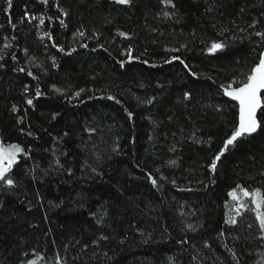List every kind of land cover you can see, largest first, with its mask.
<instances>
[{"label":"trees","instance_id":"1","mask_svg":"<svg viewBox=\"0 0 264 264\" xmlns=\"http://www.w3.org/2000/svg\"><path fill=\"white\" fill-rule=\"evenodd\" d=\"M257 32L264 0H0V142L23 149L0 181V264H264L228 195L264 193V125L209 167Z\"/></svg>","mask_w":264,"mask_h":264},{"label":"snow or ice","instance_id":"2","mask_svg":"<svg viewBox=\"0 0 264 264\" xmlns=\"http://www.w3.org/2000/svg\"><path fill=\"white\" fill-rule=\"evenodd\" d=\"M45 4L48 3V0H43ZM119 4H127L129 0H116ZM163 3L170 4L171 0H162ZM6 3L11 6L12 0H6ZM8 9L6 8L5 11ZM63 11V10H61ZM66 15V13H64ZM164 15H168L165 13ZM34 19V18H33ZM41 23H43V18H41ZM63 24V21H61ZM14 27V25H13ZM45 35H49L45 33ZM75 35L83 36V32H78ZM121 36H124L125 33H120ZM257 36L264 38V33H256ZM8 44H5V47H8ZM224 44L220 42H213L208 48L209 52H216L217 50L223 49ZM63 51V48L60 49ZM131 59V56L129 57ZM174 60H180V57H173ZM167 62V61H166ZM181 63H184L182 60ZM123 63V62H122ZM187 67V65H185ZM31 74V73H29ZM193 75H195L193 73ZM224 91V95L231 97L233 100L238 101L239 103V121L235 129L231 132L230 136L225 139L223 147L212 159L209 167L215 171L217 167V162L220 160L223 153L228 149L229 146L233 145L239 138L244 136H250L255 133L258 128L264 125V120L257 119V111L260 110L264 112V100H262V90H264V51L259 53L258 63L251 68L250 74L246 76V79L240 82L238 87H233L232 83H229L227 86H221ZM27 91V89H25ZM57 91H60L57 89ZM83 91V90H81ZM37 95H40V92L37 91ZM76 96H79L80 93H75ZM188 93H185V98L188 97ZM112 99L113 97H109ZM29 104L32 103L31 100L28 101ZM15 110V109H14ZM131 116V113H129ZM23 149L19 145H9L5 148L3 145H0V181L8 186H12L14 181L9 178L11 169L17 161V155L21 153ZM174 163V162H173ZM151 183L155 186L156 180L151 177H148ZM175 183V181H173ZM239 190L240 195L237 194ZM228 195L232 200L236 201L235 212L236 215L240 214L241 210L249 209V203L254 206L250 210L255 213L256 221L258 222L259 229L262 234H264V193L261 192V189L249 190L246 188L237 185L235 189L231 190ZM226 223L235 224L237 223L236 216L229 215L227 217ZM189 227H191L189 225ZM231 251V249H229ZM28 264H36L35 260H29Z\"/></svg>","mask_w":264,"mask_h":264},{"label":"water","instance_id":"3","mask_svg":"<svg viewBox=\"0 0 264 264\" xmlns=\"http://www.w3.org/2000/svg\"><path fill=\"white\" fill-rule=\"evenodd\" d=\"M264 90H262V92H263ZM226 96V95H225ZM228 99H230L231 101H233V102H235L236 104H237V107H238V119H239V103H238V101H235V100H233L231 97H229V96H226ZM259 111V110H258ZM258 111H257V114H258Z\"/></svg>","mask_w":264,"mask_h":264},{"label":"rangeland","instance_id":"4","mask_svg":"<svg viewBox=\"0 0 264 264\" xmlns=\"http://www.w3.org/2000/svg\"><path fill=\"white\" fill-rule=\"evenodd\" d=\"M0 145H2L1 144V142H0ZM16 145V144H15ZM4 146V145H3ZM5 148H7L8 146H4ZM20 154V153H19ZM19 154L17 155V159H18V156H19ZM238 195H239V193H238ZM231 198V197H230ZM237 203V202H236ZM248 203H249V205H251L252 207H254L252 204H251V202L250 201H248ZM236 206V205H235ZM234 210H235V208H234ZM255 214V213H254Z\"/></svg>","mask_w":264,"mask_h":264}]
</instances>
